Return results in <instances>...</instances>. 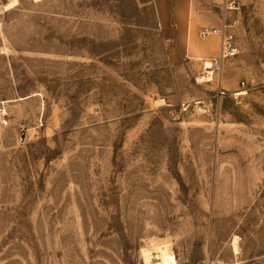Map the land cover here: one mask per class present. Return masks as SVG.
I'll return each mask as SVG.
<instances>
[{
    "label": "rangeland",
    "instance_id": "obj_1",
    "mask_svg": "<svg viewBox=\"0 0 264 264\" xmlns=\"http://www.w3.org/2000/svg\"><path fill=\"white\" fill-rule=\"evenodd\" d=\"M9 1L0 264H144L164 242L178 264H264V0H240L208 80L211 0L164 19L154 0Z\"/></svg>",
    "mask_w": 264,
    "mask_h": 264
},
{
    "label": "built area",
    "instance_id": "obj_2",
    "mask_svg": "<svg viewBox=\"0 0 264 264\" xmlns=\"http://www.w3.org/2000/svg\"><path fill=\"white\" fill-rule=\"evenodd\" d=\"M240 3V0H212V6L218 13L219 23L202 25L198 29L201 38L217 35L219 39L216 54L201 59L203 72L209 74L207 79H211L214 73L220 75L223 62L234 57L238 51L235 33L238 18L233 15L239 11Z\"/></svg>",
    "mask_w": 264,
    "mask_h": 264
},
{
    "label": "bare ground",
    "instance_id": "obj_3",
    "mask_svg": "<svg viewBox=\"0 0 264 264\" xmlns=\"http://www.w3.org/2000/svg\"><path fill=\"white\" fill-rule=\"evenodd\" d=\"M16 3H17V0H10L6 4H4V8L8 9L9 7L13 6ZM208 76L209 74L203 75L205 80L207 79ZM244 92L245 91H239L236 94L242 95V93L244 94ZM236 237L237 236H234L233 241H232L234 252L237 251L238 249L237 244H236V239H237ZM141 250L144 255V261H145L144 264H178L176 258L174 257L172 248L167 242H164L161 244H158V243L153 244L152 246L148 248L143 247Z\"/></svg>",
    "mask_w": 264,
    "mask_h": 264
},
{
    "label": "crops",
    "instance_id": "obj_4",
    "mask_svg": "<svg viewBox=\"0 0 264 264\" xmlns=\"http://www.w3.org/2000/svg\"><path fill=\"white\" fill-rule=\"evenodd\" d=\"M154 5L156 8V12L161 19H164L166 17H175V16L184 18L187 15V12L190 13L192 9L198 10L195 0H154ZM210 5L213 8L212 3H210ZM214 10L215 12H217L216 9ZM202 25H213V24L205 23ZM181 26L183 28L179 29V32L185 30V22L181 23Z\"/></svg>",
    "mask_w": 264,
    "mask_h": 264
}]
</instances>
